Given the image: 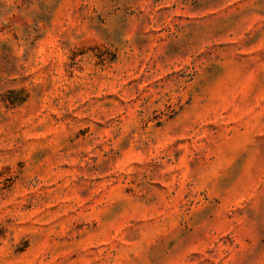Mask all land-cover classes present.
<instances>
[{"label":"rangeland","instance_id":"374dc122","mask_svg":"<svg viewBox=\"0 0 264 264\" xmlns=\"http://www.w3.org/2000/svg\"><path fill=\"white\" fill-rule=\"evenodd\" d=\"M0 264H264V0H0Z\"/></svg>","mask_w":264,"mask_h":264}]
</instances>
